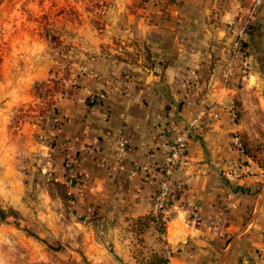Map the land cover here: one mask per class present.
Returning <instances> with one entry per match:
<instances>
[{
	"label": "crops",
	"instance_id": "obj_1",
	"mask_svg": "<svg viewBox=\"0 0 264 264\" xmlns=\"http://www.w3.org/2000/svg\"><path fill=\"white\" fill-rule=\"evenodd\" d=\"M108 2L103 27L73 26L61 72L47 74L64 86L55 102L60 131L50 129L49 119L41 125L24 121L11 131V122L0 115V208H24L22 186H44L55 178L65 183L81 220L150 213L166 145L178 126L205 112L173 175L184 190L162 212L161 247L169 264H264V173L234 145L230 108L209 104L234 91L222 89L219 76L230 42L228 24L249 0ZM255 13L249 45L256 50L264 47V0ZM199 66L204 84L186 92L179 88L182 72ZM94 91L105 98L89 102ZM33 102L34 95L24 103ZM123 139L127 145L119 152ZM58 148L67 158L78 157L72 172L56 157ZM144 164L152 171H133ZM22 166L29 170L25 177ZM82 248L92 264H118L116 256L135 264L124 244L116 240L110 250L93 229L84 233Z\"/></svg>",
	"mask_w": 264,
	"mask_h": 264
},
{
	"label": "rangeland",
	"instance_id": "obj_2",
	"mask_svg": "<svg viewBox=\"0 0 264 264\" xmlns=\"http://www.w3.org/2000/svg\"><path fill=\"white\" fill-rule=\"evenodd\" d=\"M144 1L135 0L133 5L139 6ZM181 1L173 0L177 5ZM249 2L246 10L228 24L230 42L219 76L220 87L234 91L224 100L215 96L209 104L221 102L230 108L234 131L243 144L241 154L264 173V47L255 50L249 45L255 28L254 24L251 27L252 17L263 0L254 9V0ZM108 4V0H0V115L4 114L11 122V131H16L24 121L41 125L43 120L38 122L39 112L33 106L47 81L53 78L62 81L57 76L66 59L67 35L72 33L73 26L86 22L99 31L105 15L100 9L103 6L106 12ZM244 22L247 26L243 44L233 52L236 28ZM54 71L57 76L46 79ZM202 71L199 66L182 72L178 87L185 92L197 89L205 82ZM54 83L47 86L53 84L57 93L62 88L58 89ZM33 95L35 102L24 103ZM28 173V167L22 166V176ZM29 185L21 190L27 204L24 208H0V264H92L82 254L84 233L89 229L110 250L114 251L116 240L124 244L135 264H156L161 241L152 221L121 214L104 219L93 215L81 220L68 190L46 180L44 186ZM122 260L116 256L118 264Z\"/></svg>",
	"mask_w": 264,
	"mask_h": 264
},
{
	"label": "built area",
	"instance_id": "obj_3",
	"mask_svg": "<svg viewBox=\"0 0 264 264\" xmlns=\"http://www.w3.org/2000/svg\"><path fill=\"white\" fill-rule=\"evenodd\" d=\"M261 0H254L253 9L260 4ZM100 13H105V7L102 6L100 9ZM247 22H244L240 28H236L235 38L232 42V50L233 52L236 49L241 48L245 37V29ZM52 82L57 83L58 86L63 82L61 80H57L53 78L52 80L47 81V84ZM60 82V83H59ZM62 82V83H61ZM54 83V84H55ZM45 86L43 90L40 91V98H38V102L34 103L35 112L38 113L37 119L39 120H50V129L54 133H58L61 129L62 118L57 114L56 111L52 110L54 104L53 102L56 99V93L52 89L53 84ZM105 98V93L103 91H94L91 92L88 96L89 102H96ZM55 107V106H54ZM44 112V118L43 113ZM205 112H199L194 117L186 121L181 126H178L175 130V137L172 141H170L165 147L166 159L160 170H158V188L155 193L152 195V206L151 211L154 214L163 212L172 202L175 200L184 190V185L182 182H174L173 175L178 170L182 159L185 155L188 142L190 140L191 134L194 129H196L202 122ZM216 116V114H214ZM41 120V121H42ZM40 121V122H41ZM234 124V123H233ZM232 138L234 145L242 150L241 142L238 136L237 131H233ZM127 141L125 139L121 140L118 143V151L123 152L126 148ZM70 147L64 149V155L68 154ZM67 156V155H66ZM78 162V157L76 155L69 156L65 161V167L68 172H72L74 166ZM152 167L150 165L144 164L141 166H134L133 171L138 172L140 170L144 171H152ZM231 173V172H229ZM234 174V171L232 172ZM233 204L231 203L230 206Z\"/></svg>",
	"mask_w": 264,
	"mask_h": 264
},
{
	"label": "trees",
	"instance_id": "obj_4",
	"mask_svg": "<svg viewBox=\"0 0 264 264\" xmlns=\"http://www.w3.org/2000/svg\"><path fill=\"white\" fill-rule=\"evenodd\" d=\"M41 85L43 86L44 83H41ZM59 87L62 88L63 87L62 84L60 86L57 85L58 89H59ZM38 98H40V94L38 95ZM55 102H56V99L53 102L54 106H55ZM54 106H53L52 110L56 111ZM42 113H43L42 115L45 116L44 112H42ZM38 122L41 123L42 121L41 122L38 121ZM241 146L243 148V144L242 143H241ZM60 151H61V148H58V154L56 155V157L59 159L61 164H64L66 159H67V157L64 156L63 154H61ZM47 181L50 184H53L55 186H59V187L63 188L64 190L65 189L67 190V187H66L64 182H60V181H58L55 178H50ZM135 220H139V221L150 220V221H152L153 224H154V229H155V231L157 233V236H158L159 240L161 241V243H163L162 236H163V234L165 232V222L163 220V216L160 213L154 214V213L150 212V213H147L145 215L137 217ZM168 256H169V254L167 252V249L163 248V245H162V247L160 248L159 254L155 256L156 260H157L156 264H169Z\"/></svg>",
	"mask_w": 264,
	"mask_h": 264
}]
</instances>
